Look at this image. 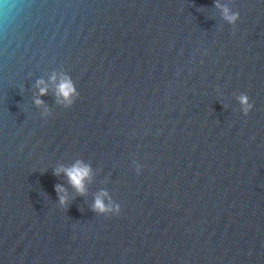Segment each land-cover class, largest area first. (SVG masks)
<instances>
[{"label": "water", "instance_id": "water-1", "mask_svg": "<svg viewBox=\"0 0 264 264\" xmlns=\"http://www.w3.org/2000/svg\"><path fill=\"white\" fill-rule=\"evenodd\" d=\"M215 2L0 0V264H264V0Z\"/></svg>", "mask_w": 264, "mask_h": 264}, {"label": "clouds", "instance_id": "clouds-1", "mask_svg": "<svg viewBox=\"0 0 264 264\" xmlns=\"http://www.w3.org/2000/svg\"><path fill=\"white\" fill-rule=\"evenodd\" d=\"M215 7L221 11L222 18L229 24H235L239 20V12H233L226 4H222L216 0ZM48 83L55 85V97L58 103H63L65 108H70L79 97V92L76 88L75 82L71 76L65 72H53L49 78V82L43 79L37 80L36 87L39 89V95H46L49 91ZM240 105V110L243 115L247 116L253 108L250 103L249 96L241 93L237 97ZM35 104L42 106L43 100L36 98ZM48 109L45 108V115ZM137 174L141 171V166H136ZM64 174L67 177L69 185L76 190L80 195H85L87 192V184L91 182L93 176L92 165L83 159L75 160L71 165H60L54 169V175L60 176ZM59 203L61 206L68 204L67 190L63 185L57 184L55 186ZM63 193V194H62ZM107 198V199H106ZM92 210L99 215H118L121 211V206L116 203L109 196L107 191L101 190L95 197L92 205Z\"/></svg>", "mask_w": 264, "mask_h": 264}]
</instances>
